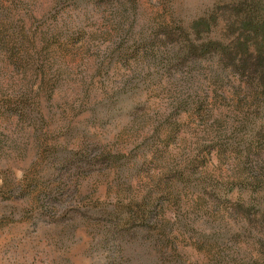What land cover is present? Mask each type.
I'll list each match as a JSON object with an SVG mask.
<instances>
[{
    "label": "rangeland",
    "instance_id": "1",
    "mask_svg": "<svg viewBox=\"0 0 264 264\" xmlns=\"http://www.w3.org/2000/svg\"><path fill=\"white\" fill-rule=\"evenodd\" d=\"M223 1L0 0V264H264L227 210L264 190V104L178 51Z\"/></svg>",
    "mask_w": 264,
    "mask_h": 264
},
{
    "label": "trees",
    "instance_id": "2",
    "mask_svg": "<svg viewBox=\"0 0 264 264\" xmlns=\"http://www.w3.org/2000/svg\"><path fill=\"white\" fill-rule=\"evenodd\" d=\"M219 5L223 7L217 6L198 19L188 21L189 25L185 21L180 23L182 45L179 54L194 60L217 59L223 67L231 69L235 77L249 83L264 104V0H230V3L223 1ZM168 36L174 37V34ZM21 47V43H15L10 54L15 55ZM258 124H253L258 135L255 142H262L264 135L261 132L264 131L256 129ZM254 193L255 199L236 203L227 210L242 224L245 222L246 227H260V244L263 245L264 190L257 189ZM130 216L128 221L148 220L143 212H131ZM235 254L231 252L230 255L234 257Z\"/></svg>",
    "mask_w": 264,
    "mask_h": 264
}]
</instances>
